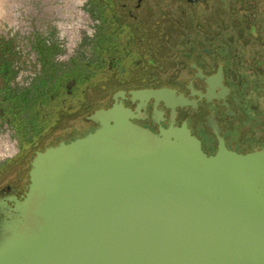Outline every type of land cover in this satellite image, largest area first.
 Instances as JSON below:
<instances>
[{"label": "flooded vegetation", "instance_id": "1", "mask_svg": "<svg viewBox=\"0 0 264 264\" xmlns=\"http://www.w3.org/2000/svg\"><path fill=\"white\" fill-rule=\"evenodd\" d=\"M28 1L26 36L0 34V133L12 142L0 158V219L25 193L35 155L93 133L95 112L114 104L154 134L185 122L207 155L217 147L214 123L237 153L251 150L244 131H264V0H85L84 34L75 1ZM162 43L176 50L178 72L162 70L174 61ZM161 89L191 105L130 95Z\"/></svg>", "mask_w": 264, "mask_h": 264}, {"label": "water", "instance_id": "2", "mask_svg": "<svg viewBox=\"0 0 264 264\" xmlns=\"http://www.w3.org/2000/svg\"><path fill=\"white\" fill-rule=\"evenodd\" d=\"M132 116L99 110L93 133L35 155L0 219V264H264V149H227L214 123L207 155L185 122L154 134Z\"/></svg>", "mask_w": 264, "mask_h": 264}, {"label": "rangeland", "instance_id": "3", "mask_svg": "<svg viewBox=\"0 0 264 264\" xmlns=\"http://www.w3.org/2000/svg\"><path fill=\"white\" fill-rule=\"evenodd\" d=\"M71 1H75L77 5L80 7V25H81V31L82 34H84V31H89V21L85 17V0H63L62 3H57L55 0H41V7L44 8H49V7H64L66 3H70ZM32 8L31 4L29 3L28 0H0V34H5V33H11L12 35L15 34L21 35L23 37L26 36L27 32V14ZM78 12V14H79ZM195 26L197 25V21H192ZM211 24H216V22L211 21ZM214 30L216 32V27H214ZM212 32L211 34H213ZM198 45H206L208 42L200 37L197 39ZM203 40V42H202ZM171 44L172 48L178 46L180 47L183 43L181 40V37L179 38H172L171 39ZM165 45V43H162ZM162 46L161 49V55L163 58H171L174 61H168L166 63H162V70L165 71V73H174L178 72L181 70L180 64L176 61L178 56H176V50L173 52L171 49H168V47ZM243 138L250 141L249 143L246 144V149H264V131L257 128L254 132H249V131H244L243 132ZM12 142L10 138L8 137L7 133L3 130L0 133V158L8 153L12 148ZM253 150H247V151H241L242 153L250 152Z\"/></svg>", "mask_w": 264, "mask_h": 264}, {"label": "trees", "instance_id": "4", "mask_svg": "<svg viewBox=\"0 0 264 264\" xmlns=\"http://www.w3.org/2000/svg\"><path fill=\"white\" fill-rule=\"evenodd\" d=\"M251 150H254V149H251Z\"/></svg>", "mask_w": 264, "mask_h": 264}]
</instances>
